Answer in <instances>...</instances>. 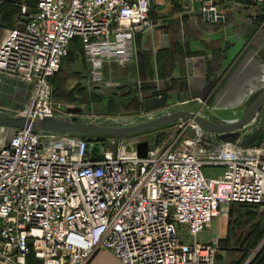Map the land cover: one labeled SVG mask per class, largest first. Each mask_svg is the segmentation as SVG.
Wrapping results in <instances>:
<instances>
[{"label": "built area", "instance_id": "1", "mask_svg": "<svg viewBox=\"0 0 264 264\" xmlns=\"http://www.w3.org/2000/svg\"><path fill=\"white\" fill-rule=\"evenodd\" d=\"M150 1L36 0L28 14L21 9L26 22L0 40V73L31 87L16 118L30 126L53 117L48 79L73 40L89 83L100 84L103 61L129 63L134 37L151 27ZM186 123L194 135L180 130L144 157L117 140L94 153L78 135L43 140L8 130L0 144V263L25 264L31 255L38 264H85L103 250L119 264H213L214 244L197 236L222 206L264 207V156L229 142L209 154ZM206 166L218 172L210 176Z\"/></svg>", "mask_w": 264, "mask_h": 264}, {"label": "crops", "instance_id": "2", "mask_svg": "<svg viewBox=\"0 0 264 264\" xmlns=\"http://www.w3.org/2000/svg\"><path fill=\"white\" fill-rule=\"evenodd\" d=\"M203 8H211L219 20H204ZM148 18L151 28L133 39L132 60L126 64L103 61L101 82L106 78L114 84L138 88L141 95L163 98L161 108L165 110L171 101L177 102L178 111L186 112L197 111L206 103L208 120L221 124L239 120L248 104L264 91V3L151 0ZM19 24L20 27L23 22ZM5 35L1 32L0 39ZM69 53L66 70L72 75L78 72L76 68L83 57L81 49H69ZM85 87L84 83L76 90ZM253 133L258 136L250 138ZM244 137H249L248 147H242L244 139L241 147L233 144L235 138L220 143L229 142L239 149L253 148L264 156V114L252 119ZM218 146L219 142L209 149L214 152ZM230 207L233 209L226 211ZM219 213L221 217L213 219L197 236L200 243L214 244L213 264H264V235L255 240L256 231L264 226V207L222 206ZM235 229L240 231V239L232 240ZM246 252L248 256L242 259ZM25 263L38 264L31 255ZM88 264L119 262L107 252H98Z\"/></svg>", "mask_w": 264, "mask_h": 264}, {"label": "rangeland", "instance_id": "3", "mask_svg": "<svg viewBox=\"0 0 264 264\" xmlns=\"http://www.w3.org/2000/svg\"><path fill=\"white\" fill-rule=\"evenodd\" d=\"M32 1L33 0H0V33L3 31L4 33H7L8 29L13 27L14 25H18L17 24L18 13L20 12L21 9L30 6ZM149 13H150V9H149ZM71 44L72 45H69V49L74 51H80V47L78 46L76 41L71 42ZM67 59L68 57L60 61L58 68L59 70L52 77L48 79V86L50 91L49 99L51 106L53 108V117H52L53 119H59L61 121H66V122L73 121L74 123L83 124V125L117 129V128L136 127L143 123L149 122L153 119L159 118L161 116L169 117L171 113L183 112V111H178L177 110L178 105H176L177 102H172V101L168 104V106L171 107L170 108L168 107L166 110L165 107L164 108L159 107V108L147 109L146 111H143L141 103L143 100L151 99L152 97L149 96L150 94L141 95V92H139L138 88L132 89L123 83L114 84L113 82H110L109 79L106 78L104 83L103 81L101 82L102 86L97 85L100 87V90H97L94 88V84L88 82V68L84 59L82 58L79 68H76V71L78 70V72L72 75H70V73L68 74L67 73L68 71L66 70L68 67ZM84 83L86 86L85 89H81L77 91L76 89H78V87H80ZM30 93H31L30 85H26L21 80L15 77L0 73V117L16 118V115L23 114L28 99L30 97ZM156 104H160V102H156ZM172 105H176V106H172ZM250 105L251 104H248L247 108ZM180 107L181 106H179V108ZM197 109H198L197 111L195 110L194 112H188V113H197L200 117L208 120L207 118L208 110L206 103H203ZM263 114H264V106L253 118H257V116H261ZM252 119L248 121L239 130H236L231 133L232 136L235 138L233 144L239 145L241 147L242 144L240 145V143L243 139L244 141L242 147H248V145L251 144L249 137H244V136H245L246 128L248 124L252 121ZM186 122L189 121L175 120L172 123H168L160 127L153 128L133 135H126V136L83 135L81 137L88 139V142L90 143V146L94 153L96 152L95 149L96 147L98 148V151L99 148H104L107 150L111 149L116 140L119 141V143L124 146L125 151L135 150L140 145L148 149L162 144L170 136L178 135L180 130L187 133V137L194 135L193 134L194 131L191 130L189 127H186L187 124ZM36 127H37V122L33 125V128ZM3 131L4 130L0 129V135L4 137L3 139L0 140V144H2L5 138L9 135V133ZM196 131L197 132H195V135L197 134L200 135L199 138L200 142L204 146V148L208 151L209 154L213 153L209 149L213 144L219 142V146H221V144L223 143V142L220 143V137H222L223 134H213L211 132H206L198 126ZM37 133H39L43 137V140H51L53 139V137H58V136L62 137V136L72 135V134H58L52 132H37ZM256 136H258L257 133H253L251 134L250 138H254ZM235 149H239V148L235 147ZM251 149H245V150H251ZM202 171L206 174H212L213 172L218 171V169L211 166H206L202 169ZM236 207L239 208V206H235V208ZM232 209L233 207H230L226 209V211H231ZM219 215L221 214L218 213V215L214 219L221 217ZM223 215H225V213ZM227 219L229 223H232V221L229 218ZM235 231H236L234 233L235 237L231 238L232 240L240 239L237 238L240 235V231L237 229H235ZM263 242H264V238L261 240V243ZM98 252H106V251L103 250L93 251L85 264H88L90 259L93 256H95ZM255 252L253 253L254 256H255ZM8 264H13V263H8Z\"/></svg>", "mask_w": 264, "mask_h": 264}, {"label": "water", "instance_id": "4", "mask_svg": "<svg viewBox=\"0 0 264 264\" xmlns=\"http://www.w3.org/2000/svg\"><path fill=\"white\" fill-rule=\"evenodd\" d=\"M204 20H219V16L213 12V10L205 9L202 13ZM21 22L25 23L26 18H22ZM97 90H100L98 88ZM102 90V89H101ZM156 102H160V104H156ZM142 110L146 111L147 109H155L158 107H162L164 105L163 98L157 99L156 95L154 98L143 100L142 103ZM159 105V106H158ZM264 106V91L252 102V104L245 110L243 115L239 120L230 124H221L210 122L202 117H200L197 113H188V112H177L171 113L169 117L161 116L159 118L153 119L149 122L143 123L136 127L131 128H104V127H97L91 125H83L74 123L73 121L66 122L61 121L59 119L53 118H45L42 120H37L28 125V123L23 118H5L0 117V128H5L7 130L13 129H29L32 133L37 132H52L58 134H72V135H88V136H126V135H133L140 132H144L153 128L160 127L162 125L172 123L175 120L181 121H191L202 130L206 132H211L213 134H223L220 137V140L230 141L234 137L232 136V132L239 130L243 127L248 121H250L253 117L257 115L260 109ZM37 122V127L33 128V125ZM261 139L263 137H260ZM147 148L140 145L135 149V153L137 157H144ZM30 246V242H28Z\"/></svg>", "mask_w": 264, "mask_h": 264}, {"label": "trees", "instance_id": "5", "mask_svg": "<svg viewBox=\"0 0 264 264\" xmlns=\"http://www.w3.org/2000/svg\"><path fill=\"white\" fill-rule=\"evenodd\" d=\"M35 1L36 0H33L32 1V3H31V5L30 6H28V7H25L24 9H25V14H28L29 12H31L32 10H33V7H34V5H35ZM21 18H22V16H21V14H20V12L18 13V16H17V24L18 25H14L13 27H11L10 29H13V28H15V27H19V23L21 22L20 20H21ZM10 29H8V30H10ZM76 40H73L72 42H75ZM77 42V41H76ZM77 44H78V42H77ZM78 46L80 47V45L78 44ZM68 54H69V52H68ZM68 54H67V56H68ZM66 56V57H67ZM65 57V58H66ZM59 70V69H58ZM86 140H88L87 138H85ZM257 233H256V238H255V240H259L263 235H264V227H261V228H258V231H256ZM248 252V251H247ZM245 253L241 258L242 259H244V258H246L247 256H248V253Z\"/></svg>", "mask_w": 264, "mask_h": 264}, {"label": "bare ground", "instance_id": "6", "mask_svg": "<svg viewBox=\"0 0 264 264\" xmlns=\"http://www.w3.org/2000/svg\"><path fill=\"white\" fill-rule=\"evenodd\" d=\"M1 130H4L3 132H7V133H9V131L7 130V129H5V128H0ZM6 137V136H5ZM8 137V136H7ZM4 137H2V135H0V140L1 139H3Z\"/></svg>", "mask_w": 264, "mask_h": 264}]
</instances>
